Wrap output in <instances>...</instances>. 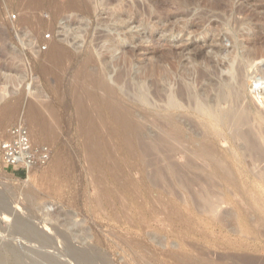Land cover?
Wrapping results in <instances>:
<instances>
[{
    "label": "rangeland",
    "instance_id": "1",
    "mask_svg": "<svg viewBox=\"0 0 264 264\" xmlns=\"http://www.w3.org/2000/svg\"><path fill=\"white\" fill-rule=\"evenodd\" d=\"M80 1L77 0L70 6V0H54L55 3L52 0H43L38 7L27 2L26 5H21V0H0V96L4 89L9 93L5 99L0 100V141L5 131L20 121L27 122L32 131V125L23 116L24 109L32 99L38 104L51 106L57 124L52 135L34 136L36 142H46L52 146L53 158L48 166L34 170L28 178L19 179L6 172L0 155V196L5 194L9 200L15 202L13 208L19 217L18 220L21 218L31 224L33 229H37L46 237L47 244L44 246L45 244L35 243L36 247L29 246L27 242L15 237L16 232L13 230L16 229L13 223L5 225L0 215V246H18V249L29 258H36L39 261L41 260L38 257L41 254L45 256L53 254V257L60 259L63 264H76L73 258L77 256L81 264H88L90 261V264H181L177 261V256L190 253L195 254L199 260L203 259L202 263L196 260L198 264L207 261L215 264H229L235 261L237 264H249L248 259L252 261L253 258L256 259L254 264H264V112L257 111L255 106L257 102L250 95L249 89L247 87L242 89L244 106L251 115L246 125L242 126L244 127L242 130L249 131L250 135L263 133L260 139L253 141L259 149L251 148V144L248 145L245 140L233 139L235 133L232 130L217 126V123L209 118L191 116L194 122H198L195 124L199 130L195 129L189 136L197 143L203 137H208L209 142H214L219 158L225 159L222 161L229 166L232 178L236 180L234 182L233 179L234 183L229 184L228 181L226 183L216 178L213 200L218 202L217 199H220L221 202L216 214L218 218L210 219V216L202 211L199 203L196 204V200L189 195L187 197V191L180 189L176 182L172 181V184L176 183L174 185L178 195L168 194L170 190L166 185L155 186L150 179L153 167L148 168L147 162L145 163L150 158L144 157L143 150L140 151L138 147L130 151L123 141L125 135L117 127L114 126V129L106 127L93 133V141L88 147V135L82 130L83 120L77 109L76 97L81 87L89 86L92 78L104 72L102 66L95 69L84 68L82 62L87 57L86 51L91 49L95 51L97 59L103 57L106 51L104 47L108 43L106 38H120L118 30L120 26L112 16L114 7L104 6L106 0H89L95 3L92 5L94 13L81 10L85 0ZM34 6L37 7L36 10ZM207 22L203 29L192 36L199 47L206 41L214 40L219 41L216 46L222 47L224 51L222 55L229 54L228 58L237 57V61L240 62L243 61L241 59L253 57L256 60H264V18L253 20L233 16L231 19H219L211 15ZM36 29L40 30V32L37 30L38 34ZM140 31L133 28L130 32L140 34ZM46 36L51 37L47 39ZM156 37L141 46L157 47L160 40L159 36ZM53 40L71 49L75 55L71 63L49 68L45 56ZM44 45L47 46V50H42ZM206 50V56H212V50L210 48ZM221 58L223 56L216 57L214 60L216 65L208 66L206 62L201 61L205 65L197 66L198 69L205 70L207 75V79L204 78V81L197 85L198 89H202V85L208 87L207 93L211 97L216 95V88L214 89L213 85L219 82L213 73L219 70L223 77L227 76L226 65L229 60L222 61ZM118 73L119 70L111 72V82L117 91L120 88L115 82ZM6 75L15 76V81L9 83ZM127 81L131 82L130 76L125 78L124 82ZM31 90L35 91L36 98H33ZM97 94L100 98L105 96L103 91ZM118 97V101L137 113H143L142 110L145 109L151 110L149 106L129 101V98L119 91ZM151 101L155 105H161L153 95ZM6 104L18 105L20 109L14 119L4 126L1 125V108ZM105 109L102 104L101 110L104 112ZM158 111L151 110L153 113ZM212 123L217 127L211 125ZM154 135L156 132L150 137L156 141L157 135L156 137ZM59 151L63 159L60 167L55 169L53 161ZM182 169L183 172H188L186 168ZM150 189L151 200L144 204L145 207H139L140 198L143 199ZM28 194L34 196L31 203L26 198ZM158 197H163L162 201L168 202L167 204L171 202L172 206H177L179 211L185 213L187 219L173 225V222L169 221L170 217L165 221L163 219L165 214L168 216V209L165 211L162 208L163 216L154 214L153 211L162 205L158 202ZM245 215L251 217L249 220L251 231L243 228L247 225L243 221V218H247ZM252 219H255V222ZM218 243L231 248L223 249ZM68 245H71V248ZM67 252L71 253L72 259ZM100 255L108 257L110 263L101 260ZM243 256L247 258H245L247 263ZM42 262L45 264L46 261ZM25 263L30 264V261L26 259Z\"/></svg>",
    "mask_w": 264,
    "mask_h": 264
},
{
    "label": "bare ground",
    "instance_id": "2",
    "mask_svg": "<svg viewBox=\"0 0 264 264\" xmlns=\"http://www.w3.org/2000/svg\"><path fill=\"white\" fill-rule=\"evenodd\" d=\"M75 1L77 2V0H70V6L74 4ZM21 2V5H26L28 3L29 5L34 4L35 6H40L43 3V0H21ZM52 2H54V0H52ZM80 3L81 1L79 4ZM91 3L92 2H89V0H85L84 6L80 5L82 7L81 10L94 13L92 12L94 10L92 5L95 3ZM106 5L114 7L112 16L120 26V29L118 28L120 38H106L108 43L107 46L104 47L106 48L105 55L103 54V57L99 59L95 56V51L93 49L86 51L85 54L87 57L82 62L83 67L95 69L102 66V71L104 73H98L96 77L92 78L88 83L89 86L81 87L79 94L76 97L77 109L83 120L82 130L88 135V147L91 146L93 141V133L105 129L106 127H112L113 129L114 126L117 127L125 135L123 141L130 151L138 147L140 151L141 149L143 150L144 157L146 156L150 158V160L145 161V163L147 162L146 165L148 168L153 167L152 172L150 171L151 175H149L155 186L166 185L170 190L168 194L171 193L174 195L177 194V191L175 190V185L177 183L178 186H180V189L182 188L187 191V197L189 195L193 200H196V204L199 203L198 205L200 208H203V210H201L206 213V215H209L210 219H215L217 217L216 214L218 213L217 209L219 203L221 202L220 199H217L218 202L213 200V198H215L213 197V193L215 192L214 189H216L215 187L217 184L215 182L216 178L226 181V183L228 181L229 184H233L236 180L232 178V174L228 168L229 166L227 167L225 165L226 163L224 164L222 161V159H225L219 158V153L216 151L217 148H215V145L213 144L214 142H209L207 140L208 137H203V139H200L201 141L197 143V141L189 136L190 133L193 134L198 127L195 124L197 121L194 122L191 116L193 117V115H195L209 118L216 122L217 124H215L217 126H223L225 129L228 128L229 130H232V132L235 133L233 134L235 135L233 139L236 138L241 141L245 140L248 145L251 144V148L253 147V149H257L259 146L257 145L256 148L253 141L256 142L257 138L260 139L259 137L263 133L261 134L260 132L250 135L251 133H249V131L244 132L242 130L244 128H242V126H244L251 117L243 103L242 89L247 87L250 95L253 97V77L256 72H263L264 60H256L254 57H248L249 59H241L243 61L240 62L237 61V57V59H231L228 58L229 54L222 55L224 54L222 47L216 46L219 41H206L199 47V45L194 42L192 36L200 29H203V26L211 15L216 16L219 19H231L233 16H241V18L253 20L262 19L264 18V0H106L104 6ZM36 8L37 7H35V10ZM70 10L72 11V9ZM151 23H154V25L152 26ZM133 28L140 29V34L130 32ZM37 30L39 29H36L38 34ZM204 33L206 34V32ZM156 36H159V40L161 41L158 40L159 45L157 47L143 48L141 46V44L153 41L157 38ZM207 48L212 50V56H206ZM97 53L99 54V52ZM218 56H223V58H221L222 61L226 59L229 60L226 65L228 66L226 73L227 76L223 77L219 70H216V72L213 73L216 75L219 82L215 85L210 83V85H213V88H216H214L216 95L211 97L207 93L208 87L205 88V86L203 87L202 85V89H198L197 85L199 82L202 83L201 81H204V78L207 79V75L205 70H200L197 66L200 64L203 65V62H206L205 64L208 66L211 64L216 65L214 60ZM45 57L47 58L45 61H48L49 68H51L50 66L55 67V65H57L59 67L60 65L64 66L67 62L71 63L74 60L75 55L70 48H66L65 45L59 41H54L51 43L50 50ZM48 64L46 65L45 63L47 67ZM115 70L120 71L115 78V82L120 87L118 90L120 93L129 98V101L131 102H138L142 106H149L151 110L159 111L153 113L151 110L148 111L146 109H141L144 112L137 113L123 105L121 101H118V91L114 88L111 82V72H115ZM133 71L134 73H132ZM128 76L131 77V82H124L125 78H128ZM15 79L16 77L13 75H6V80L9 83H12ZM99 91H103L105 96L100 98L97 94ZM8 94L7 90L4 89V93L0 96V100L5 99ZM31 94L33 98H36L34 90H31ZM152 95L159 100L161 104L160 106L153 104L154 102L152 103ZM35 101L36 100L33 99L30 100L24 109L23 115L32 125L33 129L31 131L27 122L24 121L30 129L33 139H35L34 136L37 137V135H52L55 133L57 126L51 106L38 104ZM102 104L106 107L104 112L101 110ZM225 105L227 106L225 107ZM255 106L259 113L264 112V106H260L258 103L257 105L255 104ZM19 109L20 107H18V105H3L1 108V125L5 126L6 123H10L18 113ZM148 114L150 115L148 116ZM147 116L152 119L149 120ZM213 123L211 125H213ZM199 126H201V123ZM211 129L216 130L212 127ZM154 132H156L157 135V137L154 135L156 141L150 137ZM60 151L53 161V167L55 169L59 168L62 163L63 158ZM253 152L255 153V151ZM162 163L166 164L163 165ZM182 168H186L188 172H183ZM33 171L34 170L30 171V175ZM220 180L218 181L221 182ZM172 181L176 183L172 184ZM150 191L151 189L149 192L145 193L144 197L142 196L143 199L140 198L141 200L139 199L140 201H137L139 207H145L144 204L151 200ZM4 195L0 196V215L5 221V225L10 222L13 223L15 226V228H13L16 229V231L13 230L14 233L16 232L14 234L15 237H18V239L20 238V240L25 243L27 242L28 245L32 247L35 243H41V245L45 244L46 237L43 234L37 231V229H33L31 224L21 218L18 220L19 217L13 208L15 202H12ZM26 198L30 203L34 201V196L32 195L28 194ZM162 198L160 197L158 200V202L162 204L161 208L158 210L155 208L156 210L153 211V213L155 212L154 214H162L163 216V211L168 209L170 213H168L167 210L168 216L165 214V218L163 219L165 221L167 217H170L169 221L173 222V225H175L176 222L187 219L185 213L179 211L177 206H172V204H170L171 202L169 204H167L168 202L165 203L164 200L162 201ZM152 201L154 200L152 199ZM152 205L153 204L150 206ZM16 207L18 208L19 206L17 205ZM173 216H175V218L172 219ZM245 216H247V218H243V221H245L244 223L247 225L244 224L245 226L242 227L251 231L252 226L249 224L251 217L249 216L248 218V215ZM254 220L252 219V221ZM15 239L17 240V238ZM46 244L44 246H46ZM218 246L226 250L231 248L230 246L221 245L219 243ZM145 249L143 252H145ZM67 253H69L72 259L71 253ZM62 255L58 256L61 258ZM148 255H150V253H148ZM184 255H178L179 257L177 256L176 258L181 264H198L196 263L197 261L202 263L203 259L199 260L195 254L190 253ZM77 257H74L73 260L75 259L77 262L76 264H81V260ZM85 257L83 258L85 259ZM38 258L41 261L36 260V258H29L25 253L18 249V246L16 247L15 245L0 246V264H26V259L30 261V264H44L42 261H46L49 264H63L60 259L58 260L53 257V254H51V256L41 254ZM245 258L246 257H244V259ZM101 260L109 261L110 263L108 257L104 255L101 256ZM253 260L251 261V259H248L249 264H254L256 259L253 258ZM235 262L229 264H237ZM245 263H247V261ZM204 264L215 263L207 261L204 262Z\"/></svg>",
    "mask_w": 264,
    "mask_h": 264
},
{
    "label": "built area",
    "instance_id": "3",
    "mask_svg": "<svg viewBox=\"0 0 264 264\" xmlns=\"http://www.w3.org/2000/svg\"><path fill=\"white\" fill-rule=\"evenodd\" d=\"M16 16H14V19ZM51 36H46L49 39ZM47 50V46H42ZM253 99L264 106V67L256 72L252 82ZM0 155L6 172L19 179L28 178L31 170L48 166L53 158L52 146L46 142H36L24 121L8 128L0 141ZM22 173L25 177H20Z\"/></svg>",
    "mask_w": 264,
    "mask_h": 264
},
{
    "label": "trees",
    "instance_id": "4",
    "mask_svg": "<svg viewBox=\"0 0 264 264\" xmlns=\"http://www.w3.org/2000/svg\"><path fill=\"white\" fill-rule=\"evenodd\" d=\"M18 175H19L20 177H25V175L22 174V173H19Z\"/></svg>",
    "mask_w": 264,
    "mask_h": 264
}]
</instances>
